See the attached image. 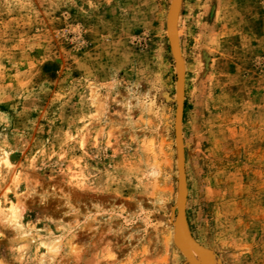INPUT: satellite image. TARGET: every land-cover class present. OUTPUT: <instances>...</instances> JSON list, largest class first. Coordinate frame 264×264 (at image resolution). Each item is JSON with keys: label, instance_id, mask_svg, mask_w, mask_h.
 Masks as SVG:
<instances>
[{"label": "rangeland", "instance_id": "374dc122", "mask_svg": "<svg viewBox=\"0 0 264 264\" xmlns=\"http://www.w3.org/2000/svg\"><path fill=\"white\" fill-rule=\"evenodd\" d=\"M173 1L0 0V264H264V0Z\"/></svg>", "mask_w": 264, "mask_h": 264}, {"label": "water", "instance_id": "95a60500", "mask_svg": "<svg viewBox=\"0 0 264 264\" xmlns=\"http://www.w3.org/2000/svg\"><path fill=\"white\" fill-rule=\"evenodd\" d=\"M176 1V0H174ZM171 12L173 13V6L171 8ZM172 23V22H171ZM170 44L173 50L175 51V61L178 66V71H177V92H178V99L176 102V114H175V129H174V134H175V140H176V145H177V150H178V161H179V172L180 174H183L184 170V163H183V147H182V113H183V100H184V74L182 70V63H181V57L179 54V47L177 46L176 40L172 34H170Z\"/></svg>", "mask_w": 264, "mask_h": 264}, {"label": "bare ground", "instance_id": "6f19581e", "mask_svg": "<svg viewBox=\"0 0 264 264\" xmlns=\"http://www.w3.org/2000/svg\"><path fill=\"white\" fill-rule=\"evenodd\" d=\"M177 1L178 0H176V1H173V4H172V6H173V11H174V8H175V5H177L176 3H177ZM179 2V1H178ZM172 6H171V8H172ZM172 11V10H171ZM171 14H172V12H171ZM168 34H169V37H170V34H171V31H172V23L171 22H169V24H168ZM175 35V34H174ZM176 43H177V46L179 47V45H178V42L176 41ZM172 48V47H171ZM172 50H173V48H172ZM175 50V49H174ZM173 50V51H174ZM174 53H175V51H174ZM179 54H180V57H181V53H180V49H179ZM175 58V57H174ZM181 63H182V60H181ZM182 70H183V65H182ZM177 71H178V66H177ZM183 74H184V71H183ZM183 88H184V86H183ZM176 91H177V87H176ZM177 99H178V92H177V97H176V102H177ZM175 114H176V112H175ZM174 129H175V126H174ZM175 143H176V140H175ZM182 147H183V142H182ZM176 148H177V145H176ZM177 160H178V150H177ZM183 163H184V154H183ZM177 166H178V172H179V161H178V163H177ZM183 174H184V170H183ZM183 174H180V172H179V175H183Z\"/></svg>", "mask_w": 264, "mask_h": 264}]
</instances>
